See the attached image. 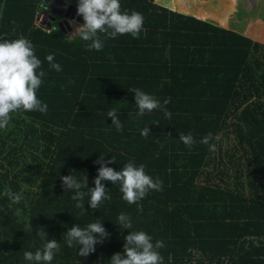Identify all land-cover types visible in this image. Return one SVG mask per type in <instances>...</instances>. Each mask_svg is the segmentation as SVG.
Returning <instances> with one entry per match:
<instances>
[{
	"label": "trees",
	"instance_id": "1",
	"mask_svg": "<svg viewBox=\"0 0 264 264\" xmlns=\"http://www.w3.org/2000/svg\"><path fill=\"white\" fill-rule=\"evenodd\" d=\"M239 1L209 0L194 8L193 0H120L121 11L144 17L139 39L102 37L103 49L88 51L78 33L67 37L57 23L40 18L47 0H0V39L22 34L31 41L47 73L37 95L48 106L46 113H11L12 127L0 136V264H28L23 252L43 247L40 227L60 243L51 264H108L123 252L131 230L164 242V264H264V0L238 20ZM49 54L62 71L49 68ZM133 87L161 103L170 99L171 119L159 110L136 118L134 93L127 91ZM113 108L123 124L119 132L107 115ZM145 126L147 138L141 136ZM230 128L235 143L228 161L216 157L220 149L199 143L211 132L217 147L218 134ZM179 132L197 143L189 149ZM101 153L115 158L108 166L117 171L130 160L144 164L148 175L162 180V190H150L138 211L122 199L118 184L102 181L112 199L92 212L85 197L82 214L60 177L82 181L87 175L94 187ZM20 164L24 172L9 176ZM227 165L235 169L233 182ZM17 178L39 185L35 198L13 204L4 195L5 187L19 193ZM121 212L131 215L133 229L118 226ZM96 218L110 236L79 257L63 234ZM28 220L33 232L25 229Z\"/></svg>",
	"mask_w": 264,
	"mask_h": 264
},
{
	"label": "clouds",
	"instance_id": "2",
	"mask_svg": "<svg viewBox=\"0 0 264 264\" xmlns=\"http://www.w3.org/2000/svg\"><path fill=\"white\" fill-rule=\"evenodd\" d=\"M77 15L82 16L84 22L76 23L80 25L75 28V31L85 42L84 47L88 51H101L104 47L102 37L114 39L118 34H130L134 39H139L144 25V17L140 12L135 10L129 12L127 9L121 11L120 0H78ZM98 30L102 35L97 34ZM45 59L50 69L56 72L62 71L61 65L54 62V54L47 55ZM46 75L47 73L42 70V61L36 56L34 46L28 38L21 34L15 39H0V129L8 126L11 113L18 111L47 112V104L43 103L37 95ZM127 91L134 93L136 118L159 110L163 112L166 119H171L172 113L167 108L170 99H165L161 103L157 97L140 88L133 87ZM107 115L112 121L111 126L118 132L122 131L123 124L116 110L111 109ZM153 124L159 125V121H154ZM149 134V127L145 126L141 131V136L147 138ZM179 140L189 149L197 143L191 133L179 132ZM212 140L213 134L209 132L199 143L208 145L209 151H215V144L210 143ZM157 142H159L158 139ZM105 156L101 153L94 162L99 165L98 174L93 181L94 187L87 186V175L82 181L71 174L60 177L65 191L74 192L71 198L77 201L75 206L82 210V214L86 212L85 197H89L87 204L92 212L96 211L105 200L112 199L102 181H109L112 185L118 184L122 199L129 205L136 204L138 211H142V205L139 202L150 190H162V180L148 175L144 164L137 166L135 161L130 160L117 171L108 166L115 164V158L105 160ZM4 195L13 204H19L23 199L21 194L13 192L9 187H5ZM20 212L21 210L17 209V215ZM102 222L96 218L94 222L88 223L83 228L78 224L68 228L63 234L67 246L69 248L78 246L77 255L79 257H87L94 253L95 246L98 243H104L110 236ZM117 222L118 226L125 230L133 229L132 218L128 213L121 212L117 217ZM25 229L33 232L32 220L25 223ZM35 231L36 236L42 238L43 247L35 252L24 251L23 259L28 264H51L56 253L60 251V243L55 239L48 240L43 227ZM123 239V252L114 253L108 264H164V258L159 251L165 246L162 240L153 242V237L143 230L128 231Z\"/></svg>",
	"mask_w": 264,
	"mask_h": 264
},
{
	"label": "rangeland",
	"instance_id": "3",
	"mask_svg": "<svg viewBox=\"0 0 264 264\" xmlns=\"http://www.w3.org/2000/svg\"><path fill=\"white\" fill-rule=\"evenodd\" d=\"M175 2L177 0H174ZM209 0H193V7H198L199 4L201 3H206L208 2ZM260 1V0H259ZM52 0H47V5L43 4V6L41 5V10L44 12L41 17L39 15V17L41 19H48L49 20V23L50 25H56L57 21L60 19L59 17H56L52 14H49V12L52 10ZM256 0H240L235 6V13H236V19L240 20L242 19L243 15H247L250 13V11L253 9L254 5H256ZM177 6L174 5V9H176L175 7ZM166 8V7H165ZM179 13V12H178ZM180 14H183V13H180ZM186 15V14H185ZM188 16H192L191 14H187ZM262 20L264 21V12L262 14ZM212 22V21H211ZM215 22V21H213ZM216 23V22H215ZM255 22L252 23V26L251 28L255 27L256 23L254 24ZM239 32V31H238ZM75 35L73 34H69L67 33V37H74ZM255 42V41H254ZM260 56L263 55V52L261 53H258ZM232 121V120H230ZM9 127H12V122L10 120L8 126L6 128H9ZM2 132H4V129H0V136L2 135ZM230 133H228V131H225L218 134V136L216 137L217 138V152H218V149H220V155L218 156L216 154V157L219 158V157H222V158H225L226 161H228V157H227V154L226 152L228 150H231L233 144L235 143L234 141V135L233 133H231V128H230ZM216 152V153H217ZM4 164H6V162H3ZM228 164V163H227ZM22 167H24L22 164L18 165L17 168L15 169H11L8 171V175L9 176H12V175H15L16 173L18 172H24L22 170ZM228 167V174L231 175V178H229L230 181L233 182L234 180V174H235V169L230 166V165H227ZM0 171H4L3 169H0ZM247 172L246 170V167H243L242 170H241V174L245 175ZM35 174V173H34ZM16 181L18 182V185L20 186V191H19V194L22 195V197H31V198H35L36 197V192H38L39 190V185L38 184H32V183H27V182H24L22 181L21 178H17ZM198 183H204V180L203 178L199 179L197 181Z\"/></svg>",
	"mask_w": 264,
	"mask_h": 264
},
{
	"label": "water",
	"instance_id": "4",
	"mask_svg": "<svg viewBox=\"0 0 264 264\" xmlns=\"http://www.w3.org/2000/svg\"><path fill=\"white\" fill-rule=\"evenodd\" d=\"M51 13L60 19L57 25L64 33L72 30L76 23H83L82 16L77 15V7L72 4H66L62 1H55L52 5ZM217 25H220L216 23ZM97 33H100L99 30Z\"/></svg>",
	"mask_w": 264,
	"mask_h": 264
},
{
	"label": "built area",
	"instance_id": "5",
	"mask_svg": "<svg viewBox=\"0 0 264 264\" xmlns=\"http://www.w3.org/2000/svg\"><path fill=\"white\" fill-rule=\"evenodd\" d=\"M52 1H56V0H52ZM59 1H63L65 3H71L72 5L76 6L77 7V3H78V0H59ZM80 24H75L74 27H73V30L69 32V34H73V35H76L77 32L75 31V28L77 26H79Z\"/></svg>",
	"mask_w": 264,
	"mask_h": 264
},
{
	"label": "crops",
	"instance_id": "6",
	"mask_svg": "<svg viewBox=\"0 0 264 264\" xmlns=\"http://www.w3.org/2000/svg\"><path fill=\"white\" fill-rule=\"evenodd\" d=\"M158 5H160V4H158ZM162 6V5H161ZM164 7V6H163ZM170 10V9H169ZM172 11H174V9L172 10ZM224 27V26H223ZM235 31V30H234ZM238 32V31H237Z\"/></svg>",
	"mask_w": 264,
	"mask_h": 264
},
{
	"label": "flooded vegetation",
	"instance_id": "7",
	"mask_svg": "<svg viewBox=\"0 0 264 264\" xmlns=\"http://www.w3.org/2000/svg\"><path fill=\"white\" fill-rule=\"evenodd\" d=\"M63 2V1H62ZM65 3V2H64Z\"/></svg>",
	"mask_w": 264,
	"mask_h": 264
}]
</instances>
